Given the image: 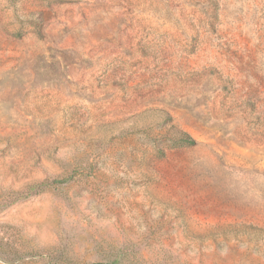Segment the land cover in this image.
<instances>
[{
	"label": "rangeland",
	"instance_id": "rangeland-1",
	"mask_svg": "<svg viewBox=\"0 0 264 264\" xmlns=\"http://www.w3.org/2000/svg\"><path fill=\"white\" fill-rule=\"evenodd\" d=\"M114 263L264 264V0H0V264Z\"/></svg>",
	"mask_w": 264,
	"mask_h": 264
},
{
	"label": "trees",
	"instance_id": "trees-1",
	"mask_svg": "<svg viewBox=\"0 0 264 264\" xmlns=\"http://www.w3.org/2000/svg\"><path fill=\"white\" fill-rule=\"evenodd\" d=\"M190 141H192L191 139H190ZM115 264V263H114Z\"/></svg>",
	"mask_w": 264,
	"mask_h": 264
}]
</instances>
